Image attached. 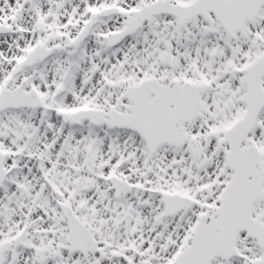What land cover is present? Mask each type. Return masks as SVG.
Instances as JSON below:
<instances>
[{
    "label": "snow or ice",
    "instance_id": "1",
    "mask_svg": "<svg viewBox=\"0 0 264 264\" xmlns=\"http://www.w3.org/2000/svg\"><path fill=\"white\" fill-rule=\"evenodd\" d=\"M0 264H264V0H0Z\"/></svg>",
    "mask_w": 264,
    "mask_h": 264
}]
</instances>
